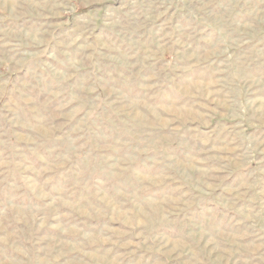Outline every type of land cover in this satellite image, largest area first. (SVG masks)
I'll return each instance as SVG.
<instances>
[{
	"label": "rangeland",
	"instance_id": "374dc122",
	"mask_svg": "<svg viewBox=\"0 0 264 264\" xmlns=\"http://www.w3.org/2000/svg\"><path fill=\"white\" fill-rule=\"evenodd\" d=\"M0 264H264V0H0Z\"/></svg>",
	"mask_w": 264,
	"mask_h": 264
}]
</instances>
